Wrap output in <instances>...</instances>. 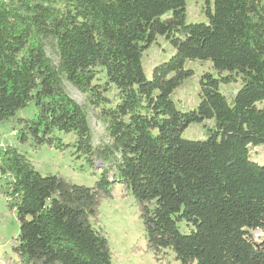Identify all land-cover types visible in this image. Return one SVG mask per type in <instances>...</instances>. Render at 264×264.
<instances>
[{
  "label": "trees",
  "instance_id": "trees-1",
  "mask_svg": "<svg viewBox=\"0 0 264 264\" xmlns=\"http://www.w3.org/2000/svg\"><path fill=\"white\" fill-rule=\"evenodd\" d=\"M205 14L207 22L188 24L185 0H0V126H11L19 145L74 148L102 170L94 187L80 186L0 147L22 264H113L95 226L117 185L135 199L155 254L171 251L179 264H264V241L253 235L264 232V165L251 160L264 146V0H206ZM159 37L175 54L148 79L143 55ZM193 61H210L216 75H202L200 103L185 112L172 96L195 75L186 69ZM100 74L106 84L95 86ZM239 80L228 100L221 85ZM64 83L100 109L107 140L99 147ZM103 89H115L116 101ZM30 105L34 117L20 118ZM206 122V140L184 139Z\"/></svg>",
  "mask_w": 264,
  "mask_h": 264
},
{
  "label": "rangeland",
  "instance_id": "rangeland-1",
  "mask_svg": "<svg viewBox=\"0 0 264 264\" xmlns=\"http://www.w3.org/2000/svg\"><path fill=\"white\" fill-rule=\"evenodd\" d=\"M187 5V23L199 24L207 22L205 9L206 0H185ZM47 54L57 66L59 57L56 50L48 44ZM175 54V49L164 38L159 37L156 43L143 55L142 63L145 75L151 79L153 70L169 61ZM186 69H192L195 75L186 80L183 85L175 91L172 99L181 111H192L200 103V79L205 73L216 75L211 62L193 61L187 62ZM106 78L100 74L95 81V86H104ZM68 95L82 106L89 117L93 145L97 148L107 140L105 124L101 121L100 109L96 106L92 96L85 95L68 83H64ZM243 82L229 85H221V93L228 100H232L235 94L242 88ZM102 94L109 102L116 101L117 91L110 89ZM108 106H105L107 108ZM36 110L30 105L26 110L19 113L22 119H32ZM213 126V122L204 124H193L184 133V139L191 141H203L208 138L207 128ZM16 134L11 126H0V147L12 146L23 154L41 175L63 176L76 185L94 187L101 175V165L96 163L91 168L84 157L78 158L75 149L70 148L64 152L56 149L35 148L32 146L19 145L15 138ZM57 137L65 145H74V135L57 134ZM251 160L259 165H264V146L251 149ZM5 178L0 172V264H22L17 255L13 252L14 240L18 237L20 226L14 212L8 208V200L5 196ZM96 229L102 231L111 247L113 264H179L171 251H163L155 254L150 251L147 244L146 233L143 222L140 218V209L135 199L125 191V187L117 185L113 192V199L103 201L99 210V217L96 222ZM183 233H189L191 228L185 224L180 225ZM264 241L256 239V245Z\"/></svg>",
  "mask_w": 264,
  "mask_h": 264
},
{
  "label": "built area",
  "instance_id": "built-area-1",
  "mask_svg": "<svg viewBox=\"0 0 264 264\" xmlns=\"http://www.w3.org/2000/svg\"><path fill=\"white\" fill-rule=\"evenodd\" d=\"M254 239L256 242V239L262 238L264 236V232L262 230L257 229L254 233Z\"/></svg>",
  "mask_w": 264,
  "mask_h": 264
}]
</instances>
